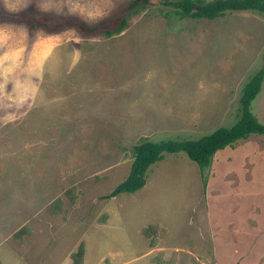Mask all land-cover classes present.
Here are the masks:
<instances>
[{
  "label": "rangeland",
  "instance_id": "obj_1",
  "mask_svg": "<svg viewBox=\"0 0 264 264\" xmlns=\"http://www.w3.org/2000/svg\"><path fill=\"white\" fill-rule=\"evenodd\" d=\"M131 1L0 0V264H264V135L205 176L164 153L142 188L101 197L141 139L232 124L264 68L263 13ZM250 109L264 123V80Z\"/></svg>",
  "mask_w": 264,
  "mask_h": 264
},
{
  "label": "trees",
  "instance_id": "obj_2",
  "mask_svg": "<svg viewBox=\"0 0 264 264\" xmlns=\"http://www.w3.org/2000/svg\"><path fill=\"white\" fill-rule=\"evenodd\" d=\"M159 4L172 9L178 18L204 17L214 19L231 11H253L264 14V0H132L128 7L132 9L144 8L145 4ZM118 26L113 29L105 27V33L110 35L121 31L126 25V19L118 18ZM117 24V22L115 23ZM101 25H105L103 22ZM99 24L89 27V30L99 29ZM264 80V68H260L251 75L241 89L239 98V111L235 121L228 126H219L196 139H163L154 141L141 139L132 146V159L129 172L126 177L115 185L102 198H112L123 192H135L142 188L146 182L149 167L161 160L164 153L183 152L200 170L201 176H205V170L212 164L213 155L231 146L239 139L247 138L250 134L264 135V123H262L252 112L251 103L259 94ZM203 182L206 183V179ZM153 228L149 224L144 228ZM78 253L82 254L79 246Z\"/></svg>",
  "mask_w": 264,
  "mask_h": 264
}]
</instances>
